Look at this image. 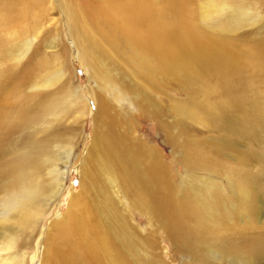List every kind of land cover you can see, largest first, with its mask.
Segmentation results:
<instances>
[{"label":"bare ground","instance_id":"bare-ground-1","mask_svg":"<svg viewBox=\"0 0 264 264\" xmlns=\"http://www.w3.org/2000/svg\"><path fill=\"white\" fill-rule=\"evenodd\" d=\"M193 1L74 0L69 1L67 6L63 1V11L71 23L69 35L79 62L89 68V79L95 85L94 89L86 92L101 131L100 135L97 131L94 133L93 144L95 149L100 147L103 150L112 167L113 177L119 182L124 196L130 199L132 207L150 215L158 224L164 222L163 226L168 227V237L173 240L174 229H177L178 239L192 257L190 264H207V261L211 264H262L264 225L259 229L253 220H258L263 214L260 193H254L246 186L243 190L239 189L238 194L228 196L220 194L215 183L205 186L200 181L196 186H188L178 200V183L173 185L176 174L173 170L168 172L155 151L145 146H142V151L141 148L136 150L138 147L134 145L139 143L126 141L120 130L123 118H112V105L102 91L113 94L114 99L135 97L132 101L138 103L139 116L160 129L167 128L160 108H154L142 93L136 94L154 82L156 87L152 90L157 92H162L164 86H170L199 96L201 103L195 104L193 109L204 117H214L213 113H217L218 118H236L234 121L242 128L246 118L255 116V105L252 102L248 106L245 104L246 92L248 88L250 91L255 89L251 86L254 73L264 72V39L254 48L249 46L250 39H246L251 32H244L239 40L232 39V35L251 20V11L240 6H228L225 1L205 0L198 7ZM25 3L35 6L33 0H25ZM23 15L26 16V12L17 16ZM29 17L34 21L37 19L33 15ZM258 18L262 20V16ZM21 28L24 33L25 27ZM37 37L38 32L34 30L33 37H26L30 39L21 47L17 41H12L17 39L13 37L4 43L1 49L8 57L0 58L2 64L18 60L21 56L23 58ZM48 63L36 70L38 73L35 76L32 71L30 76L28 71H23L20 78L13 79L15 66L11 64L6 71H0V117H3L0 118V264L27 263L23 255L16 254L15 250L19 246L24 247L28 240L32 241V231L36 230L41 216L63 188L64 173L56 168L57 154L51 151L52 148L50 150L46 141L28 131L37 125L42 127L44 120L25 118L20 111L11 112L14 108H21L28 100L27 90L38 96L43 92L41 90L63 79L62 62L54 58ZM125 79L128 81L122 82ZM140 83L143 86L138 90ZM243 91L246 92L243 94ZM18 94H23V98L10 101L19 97ZM84 105L85 102L82 106L86 112L89 108ZM180 106L178 101L171 102V112L177 114ZM171 120L173 124L167 129L173 130L178 118ZM20 136L24 138L22 142ZM221 136L211 137L208 144L214 146V150L219 148L225 153L227 149L236 154L233 144L222 140ZM170 142L175 141L170 139ZM218 150L216 154L220 156ZM59 154L60 163L67 165L70 147ZM87 154L91 157V149ZM185 154L188 158L192 154L201 156L202 151L194 147ZM235 160L243 158L236 155ZM86 162L90 163L83 161V164ZM89 163L84 175L91 178L93 170ZM136 163L140 167L134 176L132 169L137 166ZM243 163L238 162L239 165ZM207 164L210 165L209 162L197 161L188 168L194 173L207 172L210 171ZM82 181L83 177V185ZM227 187L231 188L229 183ZM77 199L78 196L72 201ZM75 213L70 207L61 222L52 223L51 227L56 229V238L61 244L53 247L55 252L49 264H78V261H83V264H150L134 251L129 241V235L134 231L126 223L121 220L117 223L101 214H85L82 210L76 214H81V217L75 220L72 218ZM171 218L179 220L172 224ZM89 224L92 228L102 224L103 232L87 229ZM118 232L128 235L117 238ZM71 241H74L72 248L60 249V245L70 246ZM34 254L29 264H34L37 255L36 252Z\"/></svg>","mask_w":264,"mask_h":264},{"label":"rangeland","instance_id":"rangeland-1","mask_svg":"<svg viewBox=\"0 0 264 264\" xmlns=\"http://www.w3.org/2000/svg\"><path fill=\"white\" fill-rule=\"evenodd\" d=\"M63 1L66 6L69 1L74 2V0H33L35 6H27L25 0H0V58L8 57L1 46L11 41L12 37L14 39L20 37L19 40L12 41H17L16 43L21 47L26 40L30 39H26V37H33L34 30L38 32V37L32 42L23 58L21 56L18 60H11L7 64L6 62L2 64L0 61V71H6L7 68H10V64L15 66L13 73L15 76L12 74V78L15 79L20 78L27 71L29 75L28 73L26 75L30 76L32 71V75L35 76L38 73L36 70L39 71L41 67L52 62L54 58L61 61L64 66V76L61 81L48 89L41 90L43 92L39 93L38 96L35 92L27 90L29 92L28 100L24 101L21 108H17L19 110L14 108L11 111H20L23 116H26L25 118L44 120L42 127L37 125L28 131L46 141L50 150L52 148L51 151H55L58 159L56 168L64 173L63 188L41 216L36 230L32 231L34 233L32 241L29 242L28 240L24 247L19 246L15 250L16 254L23 255L26 264H29L28 261L36 252L34 264H49L53 259L52 254L55 252L53 247L61 244L56 238V229H52L51 225L54 221L61 222L63 215L71 207L72 213L76 212L72 216L75 220L81 217V214H76L82 210L85 214H101L100 216L111 218L117 223L120 220L126 223L134 231L129 235V241L133 244L134 251L141 254V258L145 262L150 264L152 261L153 264H190L192 257L188 253V249L186 250L183 243L178 239L177 229H174L173 240L172 237H168V227L163 226L164 222L161 221L158 224L150 215L142 214L133 208L130 199L124 196L119 182L113 177L112 167L107 162L103 150L100 147L97 149L94 147L93 135L96 131L100 135L101 131L95 121L94 108L91 106L92 101L86 92L88 89H94L95 85L89 79V68L79 62L77 50L72 43L73 39L69 35V27L71 26L69 24L71 23L63 11L65 8ZM204 1L194 0L193 3L198 7V4H202ZM215 1H225L228 6L236 8L240 6L241 9L251 11V20L246 21V26L232 35L233 40H239L245 32L246 34L252 33L250 37L246 38L250 39L249 46L252 48L256 44L259 46L262 43L264 39V0ZM35 10L37 12H34ZM20 12H26V16L18 17ZM32 15L37 17L36 21L29 17ZM261 16L262 20L258 18ZM23 24L25 25L23 26ZM21 27H25L24 33ZM12 32L13 34H11ZM9 46L7 45V47ZM0 76L2 77L1 74ZM251 80V86L255 89L250 91L248 88V92H246L247 88L244 87L246 91L242 93L246 92L248 95L245 104L248 106L249 102H252L256 111L254 112L255 116L250 115L251 117L246 118L247 120H243L247 122L243 124L242 128L239 127L238 122L234 121L236 118H218L217 113H213L214 117L206 115L204 117L200 113L197 114L198 110L196 112L193 108L195 104L201 103V99L199 96L192 95L191 92L177 90L170 86H164L165 89H162V92L156 90L155 92L152 89L156 87V82L149 84L148 87H144L143 91L141 90L136 94L142 93L143 96L149 98L148 100L154 108H160L162 115L166 118L167 128L173 124L171 118H178L177 125L176 127L173 126V130L160 129L153 122L143 120L139 116L138 103L135 104V100L132 101L135 97H131V100L129 98L114 99L112 98L113 94L110 96L106 90L102 91L106 93V97L112 105L110 110L113 115L112 118H123L120 120V130L126 141L139 143V145H134L138 147L136 150L141 148L142 151L144 150L142 146H145L150 151H155L162 163L168 168V172L173 170V173L176 174L177 178L176 181H173V185L178 183L179 196L176 197L178 200L183 197L188 186H196V183L201 181L205 186H209L212 182L215 183L218 192L223 195L228 194V196L229 194H238L236 192L245 189L247 186L254 190V193L256 191L258 194L260 193L259 201L264 206V72L254 73ZM127 81L125 79L122 82L126 83ZM140 85L138 90L143 86L142 83ZM18 95L19 97H13L10 101L16 102L23 98V94ZM174 101H178L181 105L177 114H173L170 109L171 102ZM83 102H85L84 106L89 108L86 112L82 106ZM228 119H230L229 123ZM220 131L223 132L218 134ZM220 135H222V140H229L233 144L232 148L236 150V154L230 153L227 149L225 153L219 148V150H214V146L208 144L211 137ZM20 139L22 142L23 136H20ZM170 139L175 142H170ZM67 147H70L69 159L67 165H62L58 153L64 152V148ZM194 147L201 150L202 155L192 154L191 157H186L185 152L191 148L194 149ZM89 149L93 153L91 157L87 154ZM217 150L220 156L216 154ZM236 155L237 158H243V160L234 161ZM83 161H90V163L83 164ZM197 161L209 162L210 165H207L210 171L201 173L191 171L188 166ZM238 162L244 163L239 165ZM88 163L93 170L91 178L84 175ZM136 164L137 166L132 169L134 176L135 171L140 167L138 163ZM82 177L83 185L81 184ZM167 179H169L168 174ZM228 183L232 190L227 187ZM202 193L204 194V191ZM186 194L189 195V193ZM77 196V201L73 202L72 199ZM69 204H71L70 207ZM178 220L179 218H171L172 224ZM253 220L256 227L259 229L263 227L264 207L263 214L259 215L258 220L256 218ZM86 228L91 229L92 224L87 225ZM93 229L96 232H103L104 227L101 224L93 227ZM123 235L127 236L128 233L118 232L115 237L120 238ZM20 241L21 239L17 240V245ZM73 242H70V246L60 245V249L72 248ZM186 242H188L187 236ZM28 243L29 246L27 247ZM203 255L208 257L207 254ZM78 264H83V261H78ZM207 264L211 263L207 261Z\"/></svg>","mask_w":264,"mask_h":264}]
</instances>
